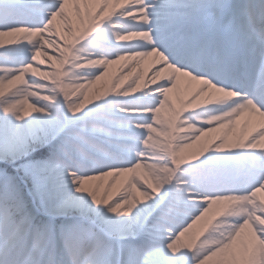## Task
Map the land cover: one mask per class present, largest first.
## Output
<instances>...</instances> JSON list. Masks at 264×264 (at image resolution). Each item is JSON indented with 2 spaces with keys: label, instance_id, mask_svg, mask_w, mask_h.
I'll list each match as a JSON object with an SVG mask.
<instances>
[{
  "label": "snow or ice",
  "instance_id": "obj_1",
  "mask_svg": "<svg viewBox=\"0 0 264 264\" xmlns=\"http://www.w3.org/2000/svg\"><path fill=\"white\" fill-rule=\"evenodd\" d=\"M0 264H264V0H0Z\"/></svg>",
  "mask_w": 264,
  "mask_h": 264
},
{
  "label": "rangeland",
  "instance_id": "obj_2",
  "mask_svg": "<svg viewBox=\"0 0 264 264\" xmlns=\"http://www.w3.org/2000/svg\"><path fill=\"white\" fill-rule=\"evenodd\" d=\"M79 34V33H78ZM10 38H5V47H12L13 45L9 44L8 43V40ZM26 43V41H24ZM49 55H52L53 54V50L52 51H49ZM42 60H47L46 57H41ZM56 64L55 61H47L46 63H43L40 65L41 67V70L42 71H56L57 68L54 67V65ZM120 69H121V65H113L109 68L108 72H109V75L108 77L105 78L104 81H101L99 82L97 85H95V90H102V88L105 87V84H108L110 86L111 82L119 75V74H116V72L119 70V73H120ZM30 75V74H29ZM27 78V77H26ZM37 79H39V77H35ZM130 79L131 77L128 78V80L125 81V86L128 82H130ZM45 83H50V81H44ZM23 85H17L16 87H22ZM15 91V88H12V89H9V90H6V94H5V97L7 96H10L12 94V92ZM137 95L139 93H136ZM161 139H163V137H161ZM197 149H189L190 152L192 151H196ZM107 183V182H105ZM200 226H198L197 230L199 229Z\"/></svg>",
  "mask_w": 264,
  "mask_h": 264
},
{
  "label": "bare ground",
  "instance_id": "obj_3",
  "mask_svg": "<svg viewBox=\"0 0 264 264\" xmlns=\"http://www.w3.org/2000/svg\"><path fill=\"white\" fill-rule=\"evenodd\" d=\"M48 50H49V51H52L51 48H49ZM122 63H123V62H122ZM149 63H150V62H149ZM145 67H147V64L145 65ZM116 74H119V75H120L119 70L116 72ZM102 90H104V88H102ZM176 95H177L176 93L173 94L174 97H176ZM213 135H215V134H213Z\"/></svg>",
  "mask_w": 264,
  "mask_h": 264
}]
</instances>
